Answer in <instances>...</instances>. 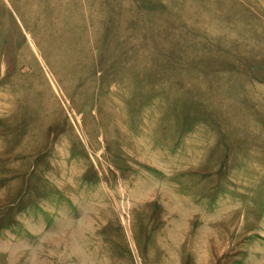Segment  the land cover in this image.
<instances>
[{
  "label": "rangeland",
  "instance_id": "1",
  "mask_svg": "<svg viewBox=\"0 0 264 264\" xmlns=\"http://www.w3.org/2000/svg\"><path fill=\"white\" fill-rule=\"evenodd\" d=\"M0 264H264V0H0Z\"/></svg>",
  "mask_w": 264,
  "mask_h": 264
},
{
  "label": "bare ground",
  "instance_id": "2",
  "mask_svg": "<svg viewBox=\"0 0 264 264\" xmlns=\"http://www.w3.org/2000/svg\"><path fill=\"white\" fill-rule=\"evenodd\" d=\"M169 234H171V235H172V232H170Z\"/></svg>",
  "mask_w": 264,
  "mask_h": 264
}]
</instances>
